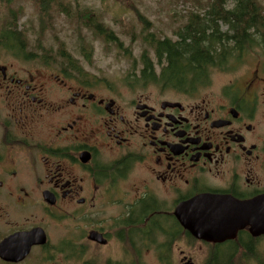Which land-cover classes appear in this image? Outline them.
I'll use <instances>...</instances> for the list:
<instances>
[{"label":"flooded vegetation","instance_id":"flooded-vegetation-1","mask_svg":"<svg viewBox=\"0 0 264 264\" xmlns=\"http://www.w3.org/2000/svg\"><path fill=\"white\" fill-rule=\"evenodd\" d=\"M12 53L0 46V243L14 244V262L0 264L263 258L264 72L212 90L208 72L164 84L156 61L142 82L158 85L102 90L18 66ZM238 207L243 221L220 228L216 213Z\"/></svg>","mask_w":264,"mask_h":264},{"label":"rangeland","instance_id":"rangeland-1","mask_svg":"<svg viewBox=\"0 0 264 264\" xmlns=\"http://www.w3.org/2000/svg\"><path fill=\"white\" fill-rule=\"evenodd\" d=\"M212 0H60L70 9V14L50 10L41 20L34 0H9L0 3V46L3 51L13 50L14 63L18 66L46 72L47 70L78 77L104 90H121L123 87L158 85L157 81L144 83L140 78L142 58L151 60L155 77L160 72L156 66L153 50L145 43L148 35L154 39L175 41V34L186 24L189 17H203ZM263 22L260 33L264 34V0H253ZM231 5L228 6L230 8ZM91 12L97 22L111 32L118 42H108L86 28L79 12ZM13 17V18H12ZM142 18L148 25L145 26ZM221 32L227 27L218 23ZM16 27L25 44V54L18 55L14 42L2 40L6 28ZM5 42V44H4ZM7 46V48H5ZM88 51V52H87ZM90 52V60L84 56ZM62 54L80 68L75 72L66 67ZM2 55V54H0ZM3 56L5 54L3 53ZM8 58L10 56H7ZM234 68H212L208 71L206 84L219 90L247 71L259 69L264 72V44L247 50ZM264 251V248L262 252ZM229 264H264L262 259L254 262L232 261Z\"/></svg>","mask_w":264,"mask_h":264},{"label":"trees","instance_id":"trees-1","mask_svg":"<svg viewBox=\"0 0 264 264\" xmlns=\"http://www.w3.org/2000/svg\"><path fill=\"white\" fill-rule=\"evenodd\" d=\"M8 1L0 0V3ZM34 3L41 20L53 8L66 16L70 14V9L60 0H34ZM208 4L209 10L203 17H189L175 34V41L154 39L153 35L144 39V43L153 50L155 60L163 65L161 79L164 84H195L206 77L210 69L225 68L231 61H238L247 50L264 44V34L257 33L263 22L253 0H212ZM76 17H83L85 27L93 31L94 35L108 42H118L111 32L104 31L105 28L95 20L91 12L82 11ZM140 20L145 26L148 25L142 18ZM218 23L227 27L226 32L220 31ZM2 40L14 42L18 55L26 59L32 57L25 54V44L16 27L6 28ZM62 57L66 67L80 75L81 70L72 63V59L67 54H62ZM84 58L89 61L90 52ZM142 61L140 78L145 81L154 80L151 60L142 58ZM187 79L190 81L186 82Z\"/></svg>","mask_w":264,"mask_h":264},{"label":"water","instance_id":"water-1","mask_svg":"<svg viewBox=\"0 0 264 264\" xmlns=\"http://www.w3.org/2000/svg\"><path fill=\"white\" fill-rule=\"evenodd\" d=\"M255 221H258V225H255V230L258 231V235H264V197L259 199L258 204H255ZM207 212L198 211L195 213V225L193 229L198 232H203L208 228L207 225V219H206ZM217 219L218 225L221 227H224L232 222H241L244 219L245 216V209L244 207H238L236 211L234 212V217H231V214L228 212H219ZM184 226L186 227L187 224ZM188 227V226H187ZM197 235V234H196ZM197 237V236H196ZM14 244H13V238H7L3 242L0 243V259L5 262H14Z\"/></svg>","mask_w":264,"mask_h":264}]
</instances>
